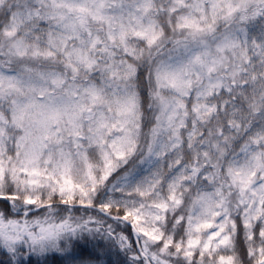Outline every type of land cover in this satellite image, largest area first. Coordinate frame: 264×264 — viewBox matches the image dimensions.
Returning a JSON list of instances; mask_svg holds the SVG:
<instances>
[{
	"label": "snow or ice",
	"instance_id": "1",
	"mask_svg": "<svg viewBox=\"0 0 264 264\" xmlns=\"http://www.w3.org/2000/svg\"><path fill=\"white\" fill-rule=\"evenodd\" d=\"M0 264H264V0H0Z\"/></svg>",
	"mask_w": 264,
	"mask_h": 264
},
{
	"label": "trees",
	"instance_id": "2",
	"mask_svg": "<svg viewBox=\"0 0 264 264\" xmlns=\"http://www.w3.org/2000/svg\"><path fill=\"white\" fill-rule=\"evenodd\" d=\"M110 259H114V258H110Z\"/></svg>",
	"mask_w": 264,
	"mask_h": 264
}]
</instances>
